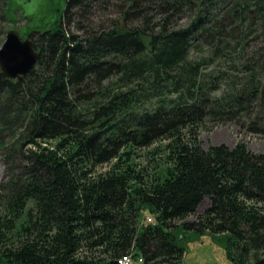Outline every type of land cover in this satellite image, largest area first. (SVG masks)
I'll return each mask as SVG.
<instances>
[{"label": "trees", "instance_id": "obj_1", "mask_svg": "<svg viewBox=\"0 0 264 264\" xmlns=\"http://www.w3.org/2000/svg\"><path fill=\"white\" fill-rule=\"evenodd\" d=\"M259 28L264 0H65L27 32L32 70L0 71V126L14 128L0 147L20 156L0 264H180L179 227L224 236L229 264H264V151L198 137L205 122L264 136Z\"/></svg>", "mask_w": 264, "mask_h": 264}, {"label": "rangeland", "instance_id": "obj_2", "mask_svg": "<svg viewBox=\"0 0 264 264\" xmlns=\"http://www.w3.org/2000/svg\"><path fill=\"white\" fill-rule=\"evenodd\" d=\"M64 6L65 0H0V47L9 30H15L20 37L25 38L27 32L33 29L43 31L52 28ZM96 14L99 16L101 11L98 10ZM103 15L104 19L109 16H115L113 12L110 14L108 11H105ZM258 30L261 31L264 28H259ZM71 31L80 36L83 34L82 31L76 32L74 28ZM262 46L264 47V41L262 42ZM12 130L14 128L10 130L6 126H0V141L11 142L14 135L12 134ZM198 137L204 148H207L210 144L221 143L231 148L241 141L252 152L258 153L264 151V136L246 132L233 123L213 124L205 122L198 128ZM163 144V141H156L149 146L137 148L134 154L135 161L138 163L142 160H144V163L148 162L145 160L152 159L153 157L149 152L156 146L162 149ZM155 156L158 159L162 158V153ZM19 157H17L16 153H11V155L7 156L4 149L0 147V194L3 197L6 194L9 182L11 183L19 174ZM14 159L16 160L14 161ZM161 162H163V158L160 160ZM109 165L110 163H105L99 166L97 170L104 171ZM207 205L208 199L205 198L197 208L196 214H201ZM147 217H151L152 221H154L151 214L142 212L140 215L141 222L147 223ZM186 220L193 221L195 220V216H189ZM174 223L178 224L179 222ZM174 234L178 245L183 248L180 264H229L226 256V240L224 236L213 235L208 232L199 234L193 231H185L181 227L177 228ZM133 264L142 263L135 261Z\"/></svg>", "mask_w": 264, "mask_h": 264}, {"label": "water", "instance_id": "obj_3", "mask_svg": "<svg viewBox=\"0 0 264 264\" xmlns=\"http://www.w3.org/2000/svg\"><path fill=\"white\" fill-rule=\"evenodd\" d=\"M38 57L28 36L22 38L17 31L9 30L0 47V71L4 77L21 80L32 70Z\"/></svg>", "mask_w": 264, "mask_h": 264}, {"label": "built area", "instance_id": "obj_4", "mask_svg": "<svg viewBox=\"0 0 264 264\" xmlns=\"http://www.w3.org/2000/svg\"><path fill=\"white\" fill-rule=\"evenodd\" d=\"M147 223H152V218L147 217ZM142 263V258L137 256L133 257L131 254H125L124 257H120V259H116L117 264H133L134 262Z\"/></svg>", "mask_w": 264, "mask_h": 264}, {"label": "bare ground", "instance_id": "obj_5", "mask_svg": "<svg viewBox=\"0 0 264 264\" xmlns=\"http://www.w3.org/2000/svg\"><path fill=\"white\" fill-rule=\"evenodd\" d=\"M124 257V256H123ZM120 259V258H119Z\"/></svg>", "mask_w": 264, "mask_h": 264}]
</instances>
